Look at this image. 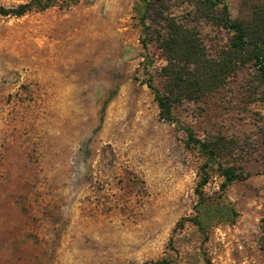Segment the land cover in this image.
Here are the masks:
<instances>
[{
  "label": "rangeland",
  "instance_id": "1",
  "mask_svg": "<svg viewBox=\"0 0 264 264\" xmlns=\"http://www.w3.org/2000/svg\"><path fill=\"white\" fill-rule=\"evenodd\" d=\"M188 1L149 0L147 23ZM225 2L238 17L243 0ZM142 9L54 0L0 14V264H264V85L239 67L174 104L178 123L162 119L146 83L163 90L165 58L154 41L143 48ZM202 36L214 53L229 33L204 25ZM186 127L225 136L243 178L222 190L213 168L200 185Z\"/></svg>",
  "mask_w": 264,
  "mask_h": 264
},
{
  "label": "trees",
  "instance_id": "2",
  "mask_svg": "<svg viewBox=\"0 0 264 264\" xmlns=\"http://www.w3.org/2000/svg\"><path fill=\"white\" fill-rule=\"evenodd\" d=\"M141 1L144 4V9L139 10L144 33L143 48L147 49L149 42L154 41L165 58V64L159 70L164 80L163 90L157 88L150 77L146 83L153 92L162 119L178 123L173 113L174 104L185 99L200 100L222 87L239 67L251 65L255 80L264 85V0H243L240 15L236 18L231 17L225 0H189L190 7L178 14L154 9L155 28L147 23L149 0ZM52 2L54 0H29L13 7L0 6V14L22 15L34 8L43 10ZM204 25L227 31V45L211 53L202 36ZM114 94L115 90L109 91L101 106V113ZM185 131L186 145H194L203 157L200 185L207 181L208 171L213 168L223 178L220 184L222 190L234 180L243 178L241 168L227 163L233 149L225 136L200 138L189 127ZM198 194L200 202L204 203L202 193L198 191ZM188 220L204 228L197 217ZM261 227L258 242L264 249V220Z\"/></svg>",
  "mask_w": 264,
  "mask_h": 264
}]
</instances>
